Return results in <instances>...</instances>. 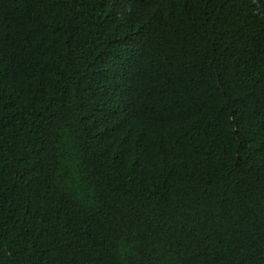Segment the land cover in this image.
Returning a JSON list of instances; mask_svg holds the SVG:
<instances>
[{
    "label": "trees",
    "instance_id": "1",
    "mask_svg": "<svg viewBox=\"0 0 264 264\" xmlns=\"http://www.w3.org/2000/svg\"><path fill=\"white\" fill-rule=\"evenodd\" d=\"M0 264H264V0H0Z\"/></svg>",
    "mask_w": 264,
    "mask_h": 264
}]
</instances>
